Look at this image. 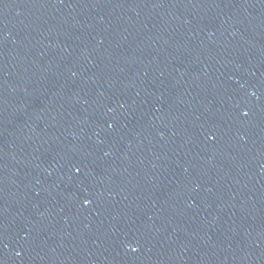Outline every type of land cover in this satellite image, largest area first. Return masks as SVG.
<instances>
[{"label":"water","instance_id":"1","mask_svg":"<svg viewBox=\"0 0 264 264\" xmlns=\"http://www.w3.org/2000/svg\"><path fill=\"white\" fill-rule=\"evenodd\" d=\"M264 67V0H0V218L159 115Z\"/></svg>","mask_w":264,"mask_h":264}]
</instances>
